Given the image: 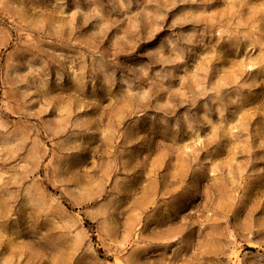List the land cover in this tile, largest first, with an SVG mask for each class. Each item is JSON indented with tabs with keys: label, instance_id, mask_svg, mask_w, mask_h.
<instances>
[{
	"label": "rangeland",
	"instance_id": "obj_1",
	"mask_svg": "<svg viewBox=\"0 0 264 264\" xmlns=\"http://www.w3.org/2000/svg\"><path fill=\"white\" fill-rule=\"evenodd\" d=\"M0 264H264V0H0Z\"/></svg>",
	"mask_w": 264,
	"mask_h": 264
}]
</instances>
